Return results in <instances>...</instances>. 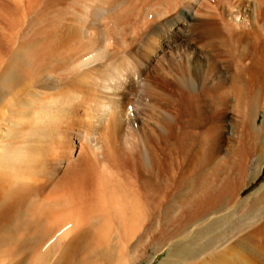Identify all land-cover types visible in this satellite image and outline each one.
Wrapping results in <instances>:
<instances>
[{"label":"bare ground","instance_id":"6f19581e","mask_svg":"<svg viewBox=\"0 0 264 264\" xmlns=\"http://www.w3.org/2000/svg\"><path fill=\"white\" fill-rule=\"evenodd\" d=\"M123 1L0 0V49H11L13 57L25 50L37 57V71L29 82L32 88L42 90L48 84V75H54L81 93L78 99L82 101L41 147L37 161L23 167L0 163V264H22L28 259L37 260L38 264H69L85 242L90 247L94 243L98 249L115 234L128 235L131 239L142 231L149 233L152 182L136 177L138 151L132 147L125 157L118 159L120 151L109 156L97 155L86 147L101 117L94 115L97 122L88 125L87 101L83 96L91 95L96 101L95 110L102 103L100 108L107 106L112 110H109L113 116L111 127L122 132L121 122L127 114L124 111L131 109L132 116L136 112V103L129 94L135 96L139 89L150 98V113L147 110L144 113L148 118L156 110L152 111L154 106L174 110L172 120L167 116L168 121L159 125L172 135L173 142L166 144L163 136L157 146L164 150L170 144L175 149L171 152L190 153L185 155L186 159L179 157L187 163L177 181L167 174L165 178L161 176L165 187L179 181L178 185H183L181 181L191 168L199 171V188L193 190L196 194L182 196L189 207L182 209L181 217L192 223L194 216H205L221 202L239 207L225 215L220 213V219L215 216L209 219L213 223L227 216L217 222L216 234L215 231L214 235L199 240L202 231L208 234L206 229L210 223L201 225L198 235L195 230L190 232L191 237L199 236L196 253L190 250L198 257L195 264H264V183L240 200L243 189L264 172V0H148L145 5L137 2L133 5L138 15L135 13V17L132 13L136 20L130 26L127 24L131 29L126 25L117 29L111 19L117 29L114 31L110 24L113 30L107 27L110 21L103 18ZM128 10L119 13L125 18L130 16L126 15ZM113 39L114 46L117 43L124 55L121 53V57L110 61L107 58L112 54ZM147 68L150 73H146L142 84L135 81L133 72H139V78ZM105 80L112 81L109 89L113 90L108 95H102L99 87L93 88L95 83ZM26 104L18 92L0 88V120L3 121L0 137L13 134L17 117ZM128 116L130 119L131 115ZM148 140H143L141 149L146 152L149 167H156V143H152V138ZM212 167L217 168L215 175ZM171 194L168 199L172 198ZM180 222L178 228L182 226L187 231L192 225L179 226ZM235 226L240 227L233 231V237L217 241L218 236ZM28 240L30 245L26 243ZM123 244L122 249H128L129 245L123 247ZM210 244L216 247L206 253L204 249ZM162 246L154 249V253L164 249ZM89 249L90 254L95 252ZM122 249L115 258L109 254L101 264H136L140 260L141 255L139 260L135 256L126 258ZM85 254L87 257L89 251ZM79 258L80 263L86 261ZM177 263L174 260L172 264Z\"/></svg>","mask_w":264,"mask_h":264},{"label":"rangeland","instance_id":"374dc122","mask_svg":"<svg viewBox=\"0 0 264 264\" xmlns=\"http://www.w3.org/2000/svg\"><path fill=\"white\" fill-rule=\"evenodd\" d=\"M129 1V0H128ZM127 0H124L122 3H119V5H117L116 7L117 8H113L112 10H114V11H112L111 10V12H108L109 14V16L108 15H106V16H104L105 18H103V20L105 21H107L108 22V20L111 22H109V23H107V27L109 26V29H114V31H116L117 29H120V26H122V27H124L125 25V27H128V25L130 26V24H132L133 23V21H135L136 19H134V17H132L133 15L136 17L137 15H138V13L136 12V10L137 9H135L134 8V5L138 2H140L139 4H143V5H145V4H147L148 3V0H144V1H142V0H130L129 2H128ZM132 1V2H131ZM146 1H147V3H146ZM125 2V3H124ZM135 2V3H134ZM124 3V4H123ZM128 3H130V5L128 4ZM121 4V5H120ZM131 4H132V6H131ZM134 4V5H133ZM123 6V7H122ZM126 6H127V9H126ZM118 7H120V8H118ZM128 8H129V10H128ZM118 9V10H117ZM135 9V10H134ZM128 10V12L126 13V15H130V16H125V18H124V15L122 14V13H119L120 11H127ZM131 10H132V12H131ZM130 13V14H129ZM132 13H133V15H132ZM137 15H136V14ZM119 15V16H118ZM123 17V18H122ZM114 18V19H113ZM115 18H116V20H115ZM120 19V21H118V19ZM122 18V19H121ZM128 19V21H127V19ZM132 18V19H131ZM114 21V24H115V22H116V24H117V26L119 27H116V24H115V26L114 27H116V28H114L113 27V24H112V20ZM131 21H130V20ZM134 19V20H133ZM125 20H126V22H125ZM104 21L102 22V23H104ZM125 22V24H123V23ZM131 22V23H130ZM118 23H122V24H120V25H118ZM130 23V24H129ZM111 25V27H110V25ZM128 24V25H127ZM121 27V28H122ZM129 29H131L130 27H128ZM112 29V30H113ZM116 29V30H115ZM114 34V33H113ZM114 44H115V41H114V39H113V44L111 45L113 48H112V54L110 55L111 56V58H110V56H109V58H107L108 60H114L115 58H119V57H121V53L123 54V52L121 51V49L120 48H118L117 46H119L117 43H116V45L114 46ZM114 48H115V50L116 51H114ZM121 51V52H120ZM118 54V55H117ZM124 55V54H123ZM148 68H150V67H148ZM146 69V70H143L141 73H140V76H139V78L137 77V75L139 74V72H137L136 70L133 72V78L134 79H136L135 81H138L140 84H142V82H143V78H146V73H150V69ZM137 73V74H136ZM109 81V82H108ZM105 83V84H104ZM109 85H108V84ZM111 83H112V81H110V80H105V81H98V83H95L94 84V86H93V88L94 89H96L97 90V88L96 87H99V89H102L101 91L103 92V93H101L102 95H108L109 94V92L111 91V90H113V89H109L111 86ZM106 84H107V86H106ZM98 85V86H97ZM104 86H106V87H104ZM112 88V87H111ZM105 89V90H104ZM107 90V91H106ZM110 90V91H109ZM106 91V92H105ZM108 92V93H107ZM135 92H137V91H135ZM94 94H95V92H93ZM133 94H129V97L131 98V100H134V103H136L135 105H136V112H134L135 114L132 116V110L131 109H126L127 111H124V114H126V112H127V114L126 115H124V116H126V118L124 117V120H123V122H121L122 123V132H117V130L116 129H112V124H111V118L113 119V116L112 115H110L111 113H110V111L112 112V110H110V109H108L107 108V106H102V108H100L101 107V105L102 104H104V103H102L100 106L99 105H97V106H99V108L97 107L96 108V110H95V108H93L94 106H96L95 105V103H96V101H93L92 100V98H90L91 97V95H84L83 96V99L85 100V101H87V102H85L86 103V107H88L87 109H86V111H85V120L87 121V123H89L88 125L89 126H91V125H93V122L94 121H96L97 122V117H101V119L99 120V124H98V126L96 127V129H95V131H93L94 132V135H92V136H90L88 139H87V142H86V147H87V149H89L90 151L92 150L93 151V153L94 154H97V155H101L102 153H103V155H105V154H107L108 156L109 155H112V153L113 152H118L119 153V151H120V156H118V159L119 158H123V157H125L126 155V152L127 151H129V149L131 150V148L133 147V149L135 150V152L136 151H138V153H137V156H136V161H137V169L135 168V174H136V177L138 178V180L140 179V181H143V180H146V179H149L150 181L149 182H152V183H150V191L152 192V194H151V192H150V220H149V224H148V226H150V228L148 227V232L149 233H147V232H144V231H142V232H140V233H138V235L139 234H141L140 235V237L137 235V234H135V236H133V237H131V235H129V237H131V239H129V238H127V236L125 237H122L121 235H123V234H120V236H118V234H115V235H112V239L110 238L109 240H107V244H105L104 246H102V248H101V246H98V249H97V247H96V245H94V243H93V245H92V247H96V248H92V247H90V245L91 244H89L88 246H87V242H85V244L82 246V248L80 249V251H81V253H80V251L77 253V256L75 257V260H72L69 264H78V262L81 260V258H79L80 256L83 258L82 260H84V258H86V263L84 262V261H82L81 263H84V264H90V263H92V264H97V262H100V264H101V262H105V260L106 259H108L109 258V254L111 255V258L113 257V258H115L116 256H117V253H119L118 252V250L120 251L121 249H122V247H121V245L123 244V247H124V245L126 246H128V249H126V247H124L122 250H123V254L126 256V258H131V257H138V260H139V258H140V260L139 261H137L136 262V264H163V262L164 261H168L167 262V264H170V262H174V260H176V262L178 261L179 263H177V264H195L196 262H197V256L195 257L194 256V253L193 252H195L196 251V245H197V242H198V237L199 236H195V235H193L194 237H191V233H193L194 231L193 230H195V232H196V234L198 235V233L202 230V227H201V225H204V223H210V225L211 226H209V229L207 228H204V229H206L207 231H208V234H207V232H205V231H202L201 232V234L200 235H202V233H203V236H200V238H202V239H200L199 238V240H204L203 238H205V236L206 237H208V236H212V235H214V234H216L217 232H218V230L219 229H215V227H216V225H217V222L219 223V222H222L223 220H225V219H227V216H226V218L225 219H221V220H218L217 222H216V220H214V222L213 223H211L210 222V220H213L214 218H212V217H214L215 216V218H217V219H220L221 217H222V215L220 216V213L221 214H223V215H225V213L227 214V213H229V212H231L232 210H234V208L235 207H233L232 206V204H229L228 202H221L219 205H220V207H219V205H218V207H216L217 209H215L214 211H209L205 216H197V218H196V216H194L195 218H192V223H191V221H190V223L193 225H190V223H189V221L187 222L186 220H184V218H182L181 216V214H182V212H183V210L186 208V204H185V202H186V200L184 201V197H187L188 196V194L189 195H194V194H196V192L194 193V191L193 190H195V191H197V189L199 188L198 186H199V182H200V180H199V178H200V176H199V171L197 170V169H193V168H191V169H189L187 172L189 173H187L186 172V175L185 176H187L186 178H183V180L181 181V183L183 184V185H178L179 183H180V181H179V183H175V185L173 184L172 186L171 185H166V187H165V185L164 184H166L165 182H163L164 181V179H162V177H164L165 178V176H166V174H167V176H170V177H173L176 181L180 178V176H181V173H182V171L184 170V168L186 167V163H187V161L186 160H184V159H180V158H182V157H186V156H189V154L190 153H180V152H184L183 150H176L175 152H171L170 150H172V151H174L175 149H173L172 147L173 146H171L170 144L169 145H166V144H168V143H170L171 141L173 142V140H172V135H170V133L166 130V128H162V126H163V124H164V122L165 121H168V120H172V116H173V114H174V110L172 109V108H169V109H167L166 111L165 110H160V108H158V107H155L154 106V109H152V111L153 110H155V108H156V110H157V112H156V110L155 111H153L152 112V114H150V118H148L149 117V115L147 116V115H145L144 113H146L145 112V110H147L149 113H150V98H149V96L148 95H146V94H142V92H141V89H139L138 90V92H137V94L135 95V96H132ZM104 97V96H103ZM104 99H106L105 97L103 98V100ZM94 103V104H93ZM139 105V106H138ZM105 107V108H104ZM90 108H91V112H92V110H93V112L91 113L90 112ZM104 108V109H103ZM106 108L108 109V110H106ZM88 109H89V111H88ZM99 109H100V111H99ZM98 110V111H97ZM110 110V111H109ZM104 111H105V113H104ZM167 111L169 112L170 111V114L169 113H167ZM100 112H101V114H100ZM165 112V113H164ZM173 112V113H172ZM95 113V114H94ZM153 113H155V114H153ZM96 114H99L96 118L94 117V115H96ZM131 115V118L130 119H128L130 116H128L127 117V115ZM170 116H169V115ZM172 114V115H171ZM101 115V116H100ZM153 115H155V116H153ZM158 115H159V117H158ZM162 115V116H161ZM89 116H90V118H89ZM104 116V117H103ZM161 116V117H160ZM167 116H168V118H170V119H168L167 118ZM152 117V118H151ZM163 117V118H162ZM157 118V119H156ZM151 119H152V121H151ZM159 119H160V121H159ZM168 119V120H167ZM88 120H90V121H88ZM127 120V121H126ZM155 120H157V121H155ZM96 122H94V123H96ZM127 122V123H126ZM151 122V123H150ZM159 123V124H157V123ZM147 123V124H146ZM149 123V124H148ZM126 124V125H125ZM146 124V125H145ZM159 125H162L161 127L159 126ZM100 126V127H99ZM151 126V127H150ZM147 127H149V128H147ZM153 127V128H152ZM155 127V128H154ZM150 128H152V129H150ZM160 128V129H159ZM156 131H155V130ZM158 129V130H157ZM162 129V130H161ZM165 129V130H164ZM93 130H94V128H93ZM149 130H153V131H155V132H150ZM125 131H127V132H125ZM165 133V135H164V133ZM143 132H145V134L143 133ZM148 133L150 134V135H148ZM154 133H157V134H159V135H155ZM162 133V134H161ZM105 136H104V135ZM118 137H117V136ZM126 135V136H125ZM129 135V136H128ZM131 135H133V136H131ZM144 135H145V138H144ZM153 135H155V136H153ZM104 136V137H103ZM160 136H162V137H160ZM163 136L165 137L166 136V144L163 142L162 143V147L164 148V145H166L167 147L169 146V147H171V148H165L164 150H162V149H160L159 148V146H157L158 144V142L159 143H161L163 140ZM149 138V140H150V138H152L153 140H151L152 141V143H156L155 145H156V150L158 151H156L157 153H158V156H157V158L158 159H154V160H156V161H158V162H156V167H149V162H148V157H147V155H146V152H142V151H144V149H141L142 148V146H144V145H142V144H144V142H143V140L144 139H148ZM168 137H169V139H168ZM104 138V139H103ZM133 138V139H132ZM144 138V139H143ZM156 138H158V140H160V141H158ZM161 138V139H160ZM102 139V140H101ZM106 140H108V141H106ZM148 140V141H149ZM167 140H170L169 142L167 141ZM97 141V142H96ZM98 141H100V145H99V142ZM122 141V142H121ZM124 141H126V142H124ZM129 141H131V142H129ZM133 141V142H132ZM142 141V143H140ZM155 141V142H154ZM98 143V144H97ZM103 143V145H101ZM109 143V144H108ZM132 144V145H131ZM98 145H99V147H98ZM106 147H105V146ZM110 145V146H109ZM116 145V146H115ZM129 145L131 146V147H129ZM140 145H141V147H140ZM154 145V146H155ZM101 146V147H100ZM134 146H135V148H134ZM102 147H103V149H102ZM111 147V148H110ZM109 148V149H108ZM128 148V149H127ZM106 149V150H105ZM169 149V150H168ZM167 152H166V151ZM91 151V152H92ZM105 151V152H104ZM112 151V152H111ZM160 151H162V152H160ZM165 151V152H164ZM171 153H170V152ZM108 152V153H107ZM169 152V153H168ZM111 153V154H110ZM117 153V154H118ZM123 153H124V155H123ZM142 153H145V154H142ZM175 153V154H174ZM176 154H178V155H176ZM183 154V155H182ZM160 155H163V156H161L160 157ZM168 156V157H165V156ZM169 155H170V157H169ZM175 155H176V157H175ZM180 155H181V157H180ZM186 155V156H185ZM142 157V158H141ZM173 157V158H172ZM178 157V158H177ZM180 157V158H179ZM166 158V159H165ZM168 158H170V159H168ZM175 158L177 159V160H175ZM111 159H112V157H111ZM134 159V160H135ZM168 159V160H167ZM186 159V158H185ZM140 160V161H139ZM161 162H160V161ZM162 160H163V162H162ZM173 160V161H172ZM180 160H182V161H180ZM145 162V163H144ZM146 162H147V164H146ZM155 162V161H154ZM166 162H168V163H166ZM171 162H172V164H171ZM180 163V164H178V163ZM141 163V164H140ZM161 163V164H160ZM163 163V164H162ZM173 163H174V165H173ZM178 165H177V164ZM181 163H183L182 165H181ZM165 164H166V166H165ZM146 165L148 166V167H146ZM170 165V166H169ZM171 165H173V166H171ZM264 165V164H263ZM159 166H160V168H159ZM181 166V167H180ZM262 166V165H261ZM158 167V168H157ZM162 167H164V168H162ZM170 167V168H169ZM179 167V168H178ZM251 167H252V165H251ZM129 167H126V170H130V168L128 169ZM140 168V169H139ZM142 168H145L146 170H148V171H146L145 169H142ZM148 168V169H147ZM151 168V169H150ZM154 168V169H153ZM168 168H169V170H168ZM141 169H142V171H144V172H142L141 171ZM166 169V170H165ZM171 169V170H170ZM174 171H173V170ZM216 167H212V170L214 171V173H213V171H212V173L215 175V173H216ZM150 170V171H149ZM152 170V171H151ZM157 170V171H156ZM191 170V171H190ZM146 171V172H145ZM196 171V172H195ZM154 174V176H152L153 174ZM167 172V173H166ZM146 173V174H145ZM164 173V174H163ZM193 173H194V176H193ZM195 173H197L198 174V176H197V174H195ZM218 173V172H217ZM150 176H149V175ZM152 174V175H151ZM174 174H176V175H174ZM179 174V176H177ZM155 175H156V177H155ZM163 175V176H162ZM173 175V176H172ZM190 175V176H189ZM162 176V177H161ZM191 176H193V177H191ZM160 177H161V179H160ZM196 178L195 180L194 179H191V178ZM151 178V179H150ZM159 178V179H158ZM216 178V176L214 177V179ZM154 180V181H153ZM158 180V181H157ZM189 180V181H188ZM257 180V181H256ZM160 181V183H161V185L162 186H159L160 185V183H159V185L157 186V184H158V182ZM197 181V182H196ZM184 182V183H183ZM187 182V183H186ZM190 183V184H189ZM254 183V184H253ZM262 183H264V172H262L258 177H256V179H254V180H252L251 181V183H249L248 184V186L247 187H245V189H243V193H241V195H240V200H243L244 198H246L247 197V195L249 194H252L253 192H255L260 186H261V184ZM177 185V186H176ZM186 185V186H185ZM189 185V186H188ZM151 186H152V188H151ZM154 186H155V188H154ZM183 186V187H182ZM188 186V187H187ZM157 187V188H156ZM191 187H193V188H195V189H193V188H191ZM174 188H175V190H174ZM186 188V189H185ZM155 189H157V190H155ZM167 189V190H166ZM181 189H183V190H181ZM188 189H190V190H188ZM161 190H163V191H161ZM166 190V191H165ZM191 190H192V192H193V194H192V192H191ZM155 191H157V192H155ZM177 191H181V192H177ZM187 191H188V193H187ZM185 193V194H183V193ZM191 192V193H190ZM159 195H158V194ZM161 193H162V195H161ZM173 194V196H172V198H170V199H168L169 198V196H170V194ZM182 193V194H181ZM154 194V195H153ZM168 194H169V196H168ZM171 194V195H172ZM180 194V195H179ZM161 195V196H160ZM177 195H178V199L180 200V202H179V200L177 199ZM185 195H187V196H185ZM165 196V197H164ZM182 196H184V197H182ZM152 197H153V199H152ZM155 197V198H154ZM159 197V198H158ZM160 197H162V199H160ZM173 197H176V199L175 200H173L174 198ZM179 197H181V199L179 198ZM158 200V201H157ZM182 200V201H181ZM153 201V202H152ZM155 201H157V202H155ZM175 201V202H174ZM177 201V202H176ZM159 202V203H158ZM183 202H184V204H183ZM234 202V201H233ZM180 203H181V205H180ZM223 203V204H222ZM182 204H183V206H182ZM224 205V206H223ZM227 205V206H226ZM238 205V204H237ZM181 206V207H180ZM187 207H189V206H187ZM227 207V208H226ZM225 208H226V210H225ZM237 208V209H236ZM235 209L236 210H238L239 209V207L237 206ZM181 209V210H180ZM183 209V210H182ZM232 209V210H231ZM240 209H242V207L240 208ZM228 210V211H227ZM231 210V211H230ZM219 211V212H218ZM223 211V212H222ZM215 212H218V213H216L215 214ZM180 215V216H179ZM237 215H238V213H237ZM218 216H220V217H218ZM181 217V222L179 221V218ZM184 217V216H183ZM210 217V218H209ZM176 218V219H175ZM178 218V219H177ZM206 219V220H205ZM210 219V220H209ZM176 220V221H175ZM183 220V221H182ZM205 220V221H204ZM209 220V221H208ZM184 221H186L185 222V224L186 225H190V227H189V229H188V231L187 230H185V227H182V226H180V225H184V226H186L185 224H181L182 222L184 223ZM197 221V223H195ZM204 221V222H203ZM208 221V222H207ZM178 222H180L179 223V228H178ZM198 222H199V224H198ZM201 222V223H200ZM177 223V224H176ZM189 223V224H188ZM176 224V225H175ZM197 224V225H196ZM175 225V226H174ZM196 225V226H195ZM215 225V226H214ZM188 226L186 227V228H188ZM200 226V227H199ZM192 227V228H191ZM194 227V228H193ZM199 227V228H198ZM204 227V226H203ZM236 227L238 228V227H240V226H235L233 229H232V231H226V233H224V234H221L220 236H218L219 238H218V242L220 241V242H222V241H227L228 239H227V236L228 237H231L232 235L231 234H233V235H235L234 233L235 232H233V231H236ZM201 228V229H200ZM199 231H198V230ZM210 230V231H209ZM216 231V232H215ZM184 232V233H183ZM187 232H189L188 234H186ZM191 232V233H190ZM194 232V233H195ZM211 232V233H210ZM213 232H215L214 234H213ZM205 233H206V235H205ZM145 234H148V238H149V240H148V238H146V236L147 235H145ZM185 234V235H184ZM210 234V235H209ZM144 236V237H143ZM190 236V237H189ZM120 237H122V238H120ZM189 237V240H186V238H188ZM217 237V236H216ZM233 237V236H232ZM127 239H128V241H127ZM219 239H221V240H219ZM124 240V241H123ZM148 240V241H147ZM109 241V242H108ZM120 241V242H119ZM122 241V242H121ZM185 241V242H184ZM187 241H189V243L187 242ZM216 241V242H217ZM29 242H30V240H28L26 243H28L29 244ZM118 242H119V244H118ZM126 242H130L131 244H127ZM137 243V244H135V243ZM146 242H148V243H146ZM187 242V243H186ZM215 242V243H216ZM219 242V243H220ZM132 243H134L135 245H136V247L134 246V244L132 245ZM185 243H186V246H185ZM165 244V245H164ZM167 244V245H166ZM213 244V243H212ZM212 244H210V247L208 246L207 248H205L204 250H205V252L207 253V252H211L213 249H214V247H216V245L214 244V245H212ZM26 245V244H25ZM30 245V244H29ZM28 245V246H29ZM132 245V246H131ZM138 245V246H137ZM163 245V246H162ZM105 246H106V248H105ZM131 246V247H130ZM146 246V247H145ZM157 246V247H156ZM163 247L164 249H162V250H160V251H158L157 253H154V249H156V248H160V247ZM165 246V247H164ZM173 247V248H172ZM193 247H195V248H193ZM86 248V249H85ZM89 248H91V252L93 251H95L92 255L90 254V249ZM102 249V251L101 252H98V251H100L101 249ZM121 248V249H120ZM135 248V249H134ZM146 250H145V249ZM149 248V249H148ZM170 248H172V250H173V252H172V250L170 249ZM89 249V250H88ZM96 249V250H95ZM108 249L110 250V253H109V251H108ZM138 251H137V250ZM145 251H144V250ZM194 249V250H193ZM206 249H208L207 251H206ZM84 250H85V252H84ZM133 250H136V252H137V254L136 255H134L136 252L135 251H133ZM171 250V252H169ZM193 251V252H191V251ZM58 251V250H57ZM56 251V252H57ZM87 251H89V254H88V256H89V258L87 259V257H86V254L84 255V253H87ZM97 251V252H96ZM126 251V252H125ZM84 252V253H83ZM134 252V253H133ZM141 253V254H140ZM168 253H170V255H168ZM172 253V254H171ZM196 253V252H195ZM132 254V255H131ZM84 255V256H83ZM129 255V256H128ZM140 257H139V256ZM30 256V255H29ZM79 256V257H78ZM128 256V257H127ZM169 256V257H168ZM149 259H148V258ZM92 258V259H91ZM146 258V259H145ZM90 259H91V261H90ZM29 260V259H28ZM26 261V262H23L22 264H38L35 260H33L32 262H34V263H32L30 260L29 261ZM148 260V261H147ZM75 261V262H74ZM95 263H94V262ZM31 262V263H30ZM165 262V263H166ZM80 262H79V264H81ZM171 263V264H172Z\"/></svg>","mask_w":264,"mask_h":264},{"label":"clouds","instance_id":"9594fccd","mask_svg":"<svg viewBox=\"0 0 264 264\" xmlns=\"http://www.w3.org/2000/svg\"><path fill=\"white\" fill-rule=\"evenodd\" d=\"M37 67V57L27 50L13 57L11 49H0V88H11L27 101L13 134L0 137V163L23 167L37 161L41 147L82 102L81 93L54 75H48L42 90L32 88Z\"/></svg>","mask_w":264,"mask_h":264}]
</instances>
